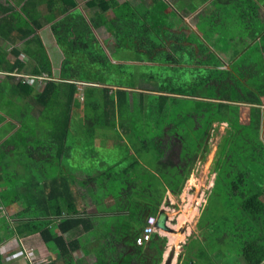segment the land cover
<instances>
[{"label":"trees","instance_id":"trees-1","mask_svg":"<svg viewBox=\"0 0 264 264\" xmlns=\"http://www.w3.org/2000/svg\"><path fill=\"white\" fill-rule=\"evenodd\" d=\"M206 2L183 4L194 13ZM213 3L212 17L226 21L214 29L223 28L221 35L228 39L215 31L206 42L197 22L210 14ZM207 6L192 28L168 13L161 0L150 6L117 0H0L5 81L0 80V124L7 117L19 123L9 121L1 128L4 136L15 131L0 145V207L11 206L16 218H0V264L18 262L2 249L4 241L20 243L36 234L73 264L74 247L64 235L86 228L77 208L88 199L102 208L115 198L130 214L127 228L137 220L129 241L143 248L137 239L148 219L158 216L168 190L180 195L193 164L209 153L213 125L224 123L228 132L213 162L216 178L198 223L201 236L208 231L207 241L225 257L234 255L241 240L236 263L264 264V0H212ZM106 34L110 37L101 40ZM221 43L235 48L229 54ZM22 54L27 58L20 59ZM26 59L34 63L27 71L31 79L17 80L15 71L25 69ZM184 92L188 99L171 96ZM19 106L22 113L16 114ZM243 106L249 107L244 114ZM77 117L85 124H76ZM101 129L116 135L101 134ZM71 137L89 139L87 148L94 149L117 138L112 145H119L121 156L83 170L71 164ZM14 153L20 159L16 169ZM38 155L41 176L28 161ZM49 165L54 167L51 175ZM74 168L82 172H72ZM237 169L239 175L225 182ZM104 220L103 226L110 224ZM88 223L93 225L91 219ZM156 236L163 247L157 257L161 264L166 238L154 231L147 243H156ZM20 247L26 256L29 249ZM202 253L201 248L190 250L183 264H203ZM138 258L142 261L144 254ZM19 261L36 264L33 255Z\"/></svg>","mask_w":264,"mask_h":264},{"label":"crops","instance_id":"crops-1","mask_svg":"<svg viewBox=\"0 0 264 264\" xmlns=\"http://www.w3.org/2000/svg\"><path fill=\"white\" fill-rule=\"evenodd\" d=\"M1 1L3 2L4 0H1ZM117 1L119 3L131 2L133 5H136V6H139V5H145V6L149 5L150 6L152 4H155V0H117ZM161 1H163V3L167 5L168 13L172 15V12H174L175 16H180L185 20L184 18L185 16H183L181 10L182 8H185L187 10V7H185V5L183 4V1L185 2L188 0H161ZM209 1L211 0H208V2ZM206 3H203L201 5H204ZM200 6L198 10L200 9ZM7 7L9 6L7 5ZM107 12L108 14H111L110 9ZM1 15L2 14H0V16ZM108 37H110V35L106 34L105 36H103L102 40H105ZM23 43L24 42H21L20 44H23ZM11 58L13 61L14 57L11 56ZM24 58H27V56L22 54L20 56V59H24ZM26 65L27 66L30 65L31 70H32L34 63L31 59H26ZM58 69H59L58 65L56 67L55 66L53 67V71L55 72ZM15 73H17L16 76H20L18 75V72L15 71ZM23 77L25 79H31L29 75H27V77L25 76ZM0 80L2 82H5L4 78L3 79L0 78ZM40 80L41 78H39V81L35 83L36 86L37 85L39 86L37 87L38 89L40 88V82H41ZM189 88H190L189 85H187L186 89H189ZM171 96L179 97L183 99L189 98L188 94H185V92L181 96L179 94H176V96H173V95ZM0 101H4V100L0 99ZM2 105L4 104L2 103ZM244 107L246 106H243V108ZM246 108L249 109V107H246ZM263 110H264V107H263ZM7 118H10V117H7ZM9 121H12L16 125L19 124L17 123L16 120L9 119ZM4 123L5 122L0 124V145H2L3 142L8 140V138L15 131L14 129L10 134H7L6 136H4L5 131L1 129ZM98 132H100L101 134L103 133L101 131H98ZM108 143L113 144V141H109ZM108 143L105 145V147H108ZM41 169L42 168H40L39 166H36V171L41 170ZM42 179L43 177H40V180H39L40 185L43 184ZM183 189H184V186H183ZM174 198H176V196H174V194H172V192L168 190L166 193V198L160 207V210L163 209L167 212V215H168L167 224L169 225V228L171 229L169 232L158 230V235L162 238H166V245L164 247L161 264H168V263L179 264V259H182L183 257L185 259L186 254L190 252V250H196L197 248H201L203 251L202 253V258H204L203 264H237L235 259H232L230 261L229 260L230 257H225L223 253L221 254V251H219L217 247L213 246L212 248L211 242H208L206 239V235L208 231L204 232V236H202V240L199 239V241L194 242V245L191 247V241H195L198 239V237H196L195 235L196 228H193L192 226L190 233L188 230H187V233H185V230L178 231L179 228L182 229L184 226L186 227V223L184 222L185 217H182L181 214H178L177 212H175L176 209L171 208V206L173 205L176 206L177 208V205H175ZM167 202L169 203V205H167ZM14 206L16 208L18 207L17 205H14ZM103 206L104 207L102 208H97L95 204L90 202L88 199L87 202L84 204V207H81L80 205L77 208L78 211L80 212V215L84 217L85 219L84 224H86V228H83V230L80 229L76 231H70L68 232V235H64V237L69 242L72 243V247H74V250L71 252L72 253L71 255L72 263L73 264H157V257L159 255V250L163 249L162 244H160L157 239V236H156V243L152 244L151 242L150 244H147L145 247L139 249L138 246H135L134 242L129 241V238L127 236L128 232L132 230V227L136 226L137 220L131 221L130 228H127L126 223L128 222V217L130 216V214L127 211L125 210L122 211L120 209V205L118 204V201L115 200V198L108 199L106 202V205H103ZM6 208H7V211L8 210L11 211V206H8ZM0 209H3V208L0 207ZM5 215L7 216V218H9V220L11 218H14L10 212ZM5 215L0 216V218ZM143 215H144L143 218L145 220L147 214H143ZM102 218L103 219L105 218L104 220L105 223L107 222L110 224H105V226H103V224L100 223L102 222L101 221ZM90 219L93 221L92 226H89V223H88ZM198 230L201 235L203 230L201 229H198ZM56 233L59 234V229H56ZM33 236L35 235H30L27 238H22L21 241L19 242L24 244L26 249L27 248L33 249V250L37 249L38 252L37 251L36 252L44 257L43 260L45 261V263H48L52 259L53 262L57 261V264H66L65 258L61 257L56 247H52L51 249H49L38 234H36V236H38L39 239L37 240V244L34 246V242L32 240ZM182 239H183V242L180 243ZM81 240H83V243L81 242ZM10 241L11 239L7 241L6 243H10ZM15 241L17 242V240ZM2 245L5 247V244H2ZM139 252H142L144 254V259L142 261L138 258ZM208 252H210L212 256L211 263L209 262V259L205 258V256L209 254ZM231 257L233 258V255ZM16 260L18 262H14L13 264H18L19 262H21L19 261L20 259H16ZM183 260L180 264H183ZM4 261L5 262L8 261L6 257L4 258ZM39 263L41 262L39 261ZM191 264H193V262Z\"/></svg>","mask_w":264,"mask_h":264},{"label":"rangeland","instance_id":"rangeland-1","mask_svg":"<svg viewBox=\"0 0 264 264\" xmlns=\"http://www.w3.org/2000/svg\"><path fill=\"white\" fill-rule=\"evenodd\" d=\"M211 1H209V2H211ZM209 2L204 4V5H201L202 7L200 6V9L194 13H189V11H187L185 8H182L181 12H182L183 16H185V21L190 27L193 28L194 25L196 24V22L198 20V14L199 13H201L203 11L207 12V10L209 8V6H207V5L209 4ZM213 7H214V9L210 12V14L204 15L203 17L202 16L200 17L199 21L197 22L198 31L201 34V36H204L205 41L206 40L209 41L212 38V37L210 38V36H212L215 31L219 32V35H218L219 38H221V39L227 38L228 39L227 35L224 34L225 37H223L221 35V33L226 32L223 30V28L214 29L216 26L219 27L220 25L224 24L226 21H225V19L223 20V17H216V16L212 17V15L216 9L214 3H213ZM40 32L41 31H39V33ZM102 38L103 37H101V40H102ZM110 42H112V41H110ZM102 44L104 45L105 42L102 41ZM220 45L223 47V50L229 54H231L230 50H234V48H235L234 44L231 45L230 43H228V45L226 43H221ZM229 46H231V48H229ZM8 51H10V48L8 49ZM8 59L10 61H12L11 56H9ZM27 63H29V62H27ZM30 70H31V66L30 65L26 66L25 69L21 73L18 74L20 76H17L16 79L19 80V78L23 77V76L27 77V75L29 73L27 71H30ZM1 75H3V73L0 72V78L2 77ZM13 108L15 110L17 109L16 107H13ZM18 108H19V112H15V113L21 114L22 113V107L19 106ZM245 109H247V108L246 107L242 108L243 114L246 112ZM9 119L15 120L12 118H7L5 123H7L9 121ZM75 123L82 125V123H84V120L80 117H77ZM227 129H228V127L226 126V124H221V125L214 124L213 125V129L210 131V135L208 136L207 146H206L207 152H209V153L208 154L205 153L203 156V159L201 157V159L199 161H197L193 164V168L191 170V175L188 178V180L186 181V183L184 185V189H182V193L178 196L174 195V196H176V198H174L175 205H177V208H175L176 209L175 212H177L178 214H181L182 217H185L184 222L186 223V227L184 226L182 229L179 228L178 231L185 230V233H187V230H188L190 233L192 226H193V228H196V230H195L196 234L195 235H196V237H198L197 241H199V239L202 240L203 235L202 236L200 235L198 229H201V230H203V229H202V227H200L198 225V223L203 221V216H202L203 212L202 211L204 210L206 204L209 202V196H210L212 188L214 186L213 180H211V178H214V177H213V175L210 176L209 172L213 167L212 163L214 162V159L217 157L218 151H220V144L224 140L225 134H227V132H228ZM71 130H73V128ZM101 130H103L101 132L108 131L109 134L116 135V132L114 130H108V129H101ZM88 140L89 139H83L80 142L79 139H74V137H71L69 139V145L72 148L71 153H72V157H73V161L71 164H75L76 166H80V168L83 170L91 171L94 167L97 168V166H99L101 164L100 161L106 160L108 157H110L112 159H116L117 157L121 156V149H120L119 145H115V144L112 145V143H108V147H101L100 149L98 146H95V149L92 147L87 148L89 146L87 143ZM42 141L44 142L43 137H42ZM109 141H113L114 143H116L118 141V139L115 138V139H111ZM24 157H28V152H24ZM38 159H39V155L36 159L34 157L30 156L28 158V161L31 164H34V167L36 168V164H37ZM97 159H99V161H97ZM13 160H15L14 167L16 169L19 167L20 159L17 158V155L15 153L13 154ZM40 163L42 164V162H40ZM53 169H54V167H52V165H49L46 167V171H49L50 175L53 172ZM72 172H82V170L74 168L72 170ZM261 172H263V174H264V169H261ZM34 173L36 175L40 174L39 170L36 171V169L34 170ZM19 175H20V177L23 175L22 170H19ZM236 175H239L238 169L233 172V175H230V176L228 175V177H226V179H225V182H232ZM0 210H1L0 216L8 214L10 212L9 210H8L9 212L7 211V208H3ZM15 218H11V219L14 220ZM13 220H11V222ZM55 225L56 224H53V226H55ZM167 226L169 227V225H167ZM55 228H56V226H55ZM175 232H177V231H175ZM38 239H39V237L36 235L32 237V240L34 242V246L37 244ZM6 242L7 241H4V243H3V244H5V247L2 245H1V247L5 252H7L8 256L13 257V258L16 257L17 259H20V260H22L23 256L25 257V254H23L20 251V249H22V247H20L21 242L17 243L15 241V239H11L10 243H6ZM81 242L83 243V240H81ZM181 242H183V239L180 241V243ZM137 244L139 246L145 247L148 243L144 241L141 244H139L137 242ZM23 246H24V244H23ZM24 248H26V247L24 246ZM241 249H242L241 240H239L238 245L236 247V250L234 251L233 258L230 257L229 260L231 261L232 259H235V261H239L241 258L240 254H239L241 252ZM36 251L38 252V250L35 249L33 251V253L35 254ZM7 255L5 254L6 257H7ZM26 256H30L29 252ZM43 259H44V257L41 256L38 261L43 263V262H45ZM183 259H184V257L182 259H179V264L182 262Z\"/></svg>","mask_w":264,"mask_h":264},{"label":"built area","instance_id":"built-area-1","mask_svg":"<svg viewBox=\"0 0 264 264\" xmlns=\"http://www.w3.org/2000/svg\"><path fill=\"white\" fill-rule=\"evenodd\" d=\"M154 224H155V218L150 217L148 219L147 227L144 230V235L137 239V242L139 244H141L144 241L148 242L151 239V234L155 231ZM29 255L31 256L32 254L29 253Z\"/></svg>","mask_w":264,"mask_h":264},{"label":"water","instance_id":"water-1","mask_svg":"<svg viewBox=\"0 0 264 264\" xmlns=\"http://www.w3.org/2000/svg\"><path fill=\"white\" fill-rule=\"evenodd\" d=\"M168 222V215L167 212L163 209L160 210V212L158 213L157 216V222H156V226L159 230L161 231H170L171 229L167 226ZM170 264V263H168Z\"/></svg>","mask_w":264,"mask_h":264},{"label":"clouds","instance_id":"clouds-1","mask_svg":"<svg viewBox=\"0 0 264 264\" xmlns=\"http://www.w3.org/2000/svg\"><path fill=\"white\" fill-rule=\"evenodd\" d=\"M212 165H213V163H212ZM209 175H210V176L213 175L214 178H211V180H213V185H214V181H215V178H216V173L212 172V169H211L210 172H209ZM156 222H157V217H155L154 228H155V231H158L159 229H158L157 226H156ZM150 240H151V239H150ZM150 240H149V241H150ZM149 241H148V242H149ZM33 251H34L33 249H29V253H31V254L35 257V261H34V262H35L36 264H39V261H38V260H39V258L41 257V255H40L39 253H37V252L34 254ZM25 257H26V256H25ZM23 258H24V256L22 257V259H23ZM37 261H38V262H37Z\"/></svg>","mask_w":264,"mask_h":264}]
</instances>
